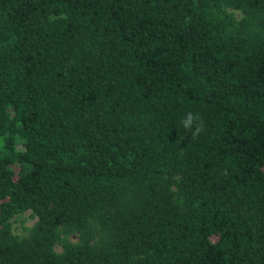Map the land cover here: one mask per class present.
<instances>
[{"label": "trees", "instance_id": "obj_1", "mask_svg": "<svg viewBox=\"0 0 264 264\" xmlns=\"http://www.w3.org/2000/svg\"><path fill=\"white\" fill-rule=\"evenodd\" d=\"M0 264H264V0H0Z\"/></svg>", "mask_w": 264, "mask_h": 264}, {"label": "clouds", "instance_id": "obj_2", "mask_svg": "<svg viewBox=\"0 0 264 264\" xmlns=\"http://www.w3.org/2000/svg\"><path fill=\"white\" fill-rule=\"evenodd\" d=\"M180 123L181 127L191 134L193 140L198 139L199 135L204 130V125L200 120V117L193 112L185 113V116Z\"/></svg>", "mask_w": 264, "mask_h": 264}, {"label": "rangeland", "instance_id": "obj_3", "mask_svg": "<svg viewBox=\"0 0 264 264\" xmlns=\"http://www.w3.org/2000/svg\"><path fill=\"white\" fill-rule=\"evenodd\" d=\"M22 218L24 220V224H23L24 227H31L36 221V219L31 218L29 213H26ZM15 227H16V231L22 232V227L20 225V220H17L15 222Z\"/></svg>", "mask_w": 264, "mask_h": 264}]
</instances>
